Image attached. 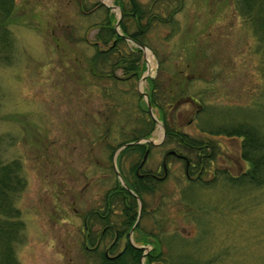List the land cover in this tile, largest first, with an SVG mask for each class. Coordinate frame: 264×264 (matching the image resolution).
I'll use <instances>...</instances> for the list:
<instances>
[{"label":"rangeland","instance_id":"374dc122","mask_svg":"<svg viewBox=\"0 0 264 264\" xmlns=\"http://www.w3.org/2000/svg\"><path fill=\"white\" fill-rule=\"evenodd\" d=\"M99 1L14 0L6 23L14 44L7 61L0 56V154L21 163L25 180L15 197L23 222L14 242L19 264H96L94 255L83 249L84 216L101 205L116 178L108 159L110 143L98 138L100 124L112 103L117 111L127 103L136 113V105L145 100L138 96V86L148 87L141 77L116 80L101 73L100 62L92 66L93 42L107 14L97 7ZM235 5V0H181L174 14L176 33L164 39L167 30L158 25L145 38L144 71L149 67V76L167 81L180 70L181 86L198 100L189 95L179 99L181 104L167 111L166 119L191 135L210 137L220 151L209 165L212 173L203 176L213 177L192 185L189 200L183 198L188 190L182 186L188 184L184 162L174 156L167 157V177L144 196L150 211L140 225L155 233L157 224H164L160 234L170 260L264 264V187L225 179V173L233 176L249 166L241 157V139L205 133L193 120L203 102L213 109L206 118L215 125L234 120L233 110L247 108L263 90L258 36ZM111 12L119 15L116 8ZM120 46L130 50L132 43ZM160 58L165 70L158 69ZM114 73L122 76L120 69ZM115 113L108 117L113 125L134 117ZM162 129L155 123L151 138L159 140ZM110 137L116 147L118 131ZM173 147L166 141L155 145L147 166L161 165ZM115 164L120 170L117 157ZM164 193L171 194L161 198Z\"/></svg>","mask_w":264,"mask_h":264},{"label":"trees","instance_id":"16d2710c","mask_svg":"<svg viewBox=\"0 0 264 264\" xmlns=\"http://www.w3.org/2000/svg\"><path fill=\"white\" fill-rule=\"evenodd\" d=\"M113 2L122 10V16L119 20V28L122 34L128 35L145 46H148L145 41L147 32L149 30V35L152 34L153 32L151 31H153L155 26L160 25L166 28L167 31L164 33V39H168L178 30L174 14L179 10L178 7L181 6V0H113ZM79 4L82 3L79 1ZM235 4L242 16L251 23L253 31L258 36L257 50L262 55L261 60L264 62V0H235ZM13 7L14 0H0V56L3 58V61L9 59L11 48L14 44L13 37L6 26L7 21L13 13ZM97 7H102L107 14L100 23L96 41L93 42L94 46L97 47V51L95 56L91 59L92 66H95L97 61L100 62L98 66L101 69V73H104L106 77L112 75L116 80H121V78L115 76V69H122L124 73L122 75H128L129 73L132 77L139 78L145 69L142 49L134 44L130 50H125L123 47L121 48L120 45L124 41L126 43L129 41L125 39L123 35L117 33L115 29L117 18L114 17L112 12L109 13L110 8L104 6L100 1L97 3ZM149 48L158 55V52L153 49L150 43ZM165 58L166 57H164V59ZM164 59H159V70L166 69ZM261 71L264 78V64L262 65ZM180 75V70L174 73L172 72L170 76L167 77V81H159L155 79V77L149 76V88L145 89L148 91L151 106L159 110L157 117L163 122L165 127L164 141L173 144L174 148L179 152H181V150L190 153L195 151L206 155L207 153L211 154V151L217 153L219 152L217 150L219 146L214 140L208 139V137L191 135L176 128L170 120L166 119L167 111H170V109L176 110L181 104L179 99L181 100L183 97L189 95L192 100L195 102L198 101L193 95L186 92V86H181V79H177ZM125 79L122 78V81H125ZM262 88L263 90L261 89L260 98L255 99L253 103L249 105L250 107L236 108L233 110L236 113L235 115L233 114L234 120L228 121L227 119L223 123L215 125V123L210 121L211 119L206 118L209 115L212 116V112H214L212 108H209V106L203 102L199 104L200 108L198 107L199 109L197 110L196 119L201 131L209 134L240 137L241 157L243 160L249 162V166L233 176H228L225 173V179L229 178L237 185L245 184L246 186L255 185L256 187H264V82ZM138 96L141 98L143 95L138 93ZM142 102L136 105V113L134 108L127 106V103H124L126 106H122L123 111H117L113 103L109 105L107 109L108 114L105 116L103 124H100L101 132L98 134V138L100 137L101 141L103 140L105 143H110V146H108L110 149L108 152L110 167L112 166L113 152L120 144L135 140L142 136H150L154 129L156 122L149 114L145 100ZM165 102H168L166 112L164 110ZM127 107H129V109ZM105 113L106 112H103V115ZM112 113L134 117H130V119L125 117L127 119L126 122H119L113 125L111 121L108 120L109 115ZM168 114L170 115V112H168ZM115 131H118L120 135V139L116 142V147H114V143L112 144L109 141L111 138L110 136ZM141 147V144L128 145L121 151V154L129 149L138 150ZM213 154L207 157L205 156L206 161H198L199 165H203L202 171L196 166L195 170L191 172L190 169L192 167H190L187 168L189 174L197 175L199 172L207 171H210L211 174L212 171L207 166L211 164L210 161ZM20 171L21 163L18 160H5L3 155L0 154V264H19L14 255V242L18 237V231L23 223L20 217V209L15 205V197L25 186V180L23 176L20 175ZM184 174L185 178L188 180V184L182 186H184V188L187 186L188 190L185 191L183 189V198L189 200V196L193 195L195 192V188L192 185L198 184V179L200 180L201 177L199 176H201V174L189 178L186 176L185 164ZM133 179L134 182L130 181L132 184L129 183L130 187L142 196L147 190L145 188L146 186L137 183V179H135L134 176ZM159 184L160 182L154 181V184L149 187V195H152L158 189ZM167 194L171 193H164L160 196L164 198ZM104 196V210L102 212L106 211L109 213L106 217V222L115 221L112 211L114 207H110L114 204L113 201L115 196L120 197L122 202L124 201L123 205L127 204V207H124L125 211L132 213L136 212L137 202L135 195L121 184L117 176L114 182L104 192ZM100 207L101 206H97L93 208L89 213V217H91L95 223L105 220L100 219L99 222H97L99 219L98 211L101 210ZM108 217H111V219H108ZM157 229L159 230L158 232H149V245L151 248L145 255V264H209L206 261L204 262L199 258L193 257L183 260L171 257L172 260H170L169 256H166L164 253L163 243L166 241H164L163 234H160L166 227L164 224H157ZM108 236L109 235L103 236L97 233H93L89 236L85 235L83 249L94 255L96 264H141L140 258L142 248L135 247L130 243H128L127 247L118 255L114 257L107 256L105 248L99 247L97 241L100 238L103 239L104 237L105 239V237ZM111 237H114V235H111ZM121 237H123V235H119V238ZM135 239L140 243L146 242L147 235H135ZM87 245H89L90 248H87Z\"/></svg>","mask_w":264,"mask_h":264},{"label":"flooded vegetation","instance_id":"af4514ba","mask_svg":"<svg viewBox=\"0 0 264 264\" xmlns=\"http://www.w3.org/2000/svg\"><path fill=\"white\" fill-rule=\"evenodd\" d=\"M120 71H121V74H124L122 69H120ZM127 76H130V77H127ZM120 78L121 79L126 78L125 80H128V79H131L132 76L129 75V73H128V75L127 74L122 75ZM145 80L148 82L147 88H149V73L146 75ZM147 94H148V91H147ZM148 97H149V94H148ZM189 98H191V97H189ZM193 102H195V101H193ZM198 107L200 108V105H198ZM199 108H197L196 112H194V114H193V120L194 121L196 119L197 110ZM149 137H151V136H149V135L148 136H142V137L137 138V139L149 138ZM137 139H135V140H137ZM164 139H165V137L163 138L162 142H164ZM208 139H211V138L208 137ZM131 141H134V140H131ZM122 144H120V145H122ZM133 144H141L142 147L138 150L137 149H129L126 152L121 154V151L124 148H126V146L133 145ZM128 145L121 148L116 155L117 163H118V166L120 168V170L118 168H117V170L120 172V174H121L123 180L125 181L127 187L124 186L123 183L120 181L121 184L129 192H130L129 189H131L133 191V193L132 192L131 193L133 195H135V197H136V202H137L136 212L132 213L129 211H125L124 207H127L126 206L127 204L123 205L124 201L122 202L120 197L115 196L114 201H113L114 204L110 206V207H114V209H112V211L114 213L115 221L106 222V217L109 213L106 211L102 212L104 210L103 199L105 198V196L102 195V197L100 199V204H101L100 209L101 210L98 211L99 214L97 213L99 215V217H98L99 219L97 222H99L100 219H105V220H103V222L95 223L94 220L91 219V217H89V213L93 208L90 209L86 213V215L84 216V226L86 228L85 235L89 236L93 233L94 234H96V233L101 234L103 236L109 235L108 237H105V239H104V237H103V239L102 238L98 239L97 245H99V247L105 245V247H104L105 253L107 256H110V257H114V256L118 255L119 253H121L127 247L128 243L134 245L135 247L142 248L140 263L145 264L144 263L145 255L149 252V249L151 248V246L149 245V230L146 231L145 227H142L140 225V218L145 213H147L149 215V208L146 207V198L144 196L149 195V187H151L154 184L155 180L157 182H163L164 179L167 177L168 172H169L168 166H167V157L168 156H174V157L178 158V160L179 159L182 160L184 162V164L186 165V176H188L189 178L193 177V176H199V174H201V176H199V177H201L200 180L198 179V181L200 182V181L211 180L212 175L209 178L203 177L204 175L209 176L210 171L199 172V174L197 173V175L196 174L191 175L187 171V168L192 167L190 169V171L192 172L195 170L196 166H198L199 169L202 171L203 165L202 166L199 165V162H201L202 160L206 161V157L213 154L214 152L211 151V154L207 153V155L203 154V153L195 152V151L193 153H190V152L185 151V150H181V152H179L178 150H176L173 147V148H169L166 150V152L164 153V157H163L161 165H156V168H152V167L149 168L147 165H148V161L150 159L152 149L154 148L155 144H153L149 141H142V142L131 143ZM157 145H159V144H157ZM182 151H184V152H182ZM219 152L214 153L212 155V159H211L210 163L213 162L214 158L217 156V154ZM207 167L209 168V166H207ZM202 174H203V176H202ZM133 176L135 177V179H137V183H139L143 186H146L145 188L147 190L143 193L142 196H140L133 188L130 187L129 183H131L132 181L134 182ZM126 179H128V180H126ZM137 197H139L140 202L138 201ZM122 207H123V209H122ZM108 219H111V217H108ZM131 219H133V220H131ZM92 225H94L95 227ZM126 234H127V236H126ZM133 234H134V236H132ZM139 234H146L147 235V241L142 242V243L136 241L135 235H139ZM111 235H114V237H111ZM119 235H123V237L119 238ZM107 240L109 242H106ZM91 247H93V246H91ZM87 248H90L89 245H87ZM94 260L96 261V259H94Z\"/></svg>","mask_w":264,"mask_h":264},{"label":"water","instance_id":"95a60500","mask_svg":"<svg viewBox=\"0 0 264 264\" xmlns=\"http://www.w3.org/2000/svg\"><path fill=\"white\" fill-rule=\"evenodd\" d=\"M100 1H101L104 5H106V6H109V7H112V8H116V9H118V10H119V15H118L117 17H118V20H119V18L121 17V13H122V12H121V9L119 8V6L116 5V4H114V3H112V2H111V3H108V2H105L104 0H100ZM118 20H117L116 23H115V29H116V31H117V33H118L119 35H123L122 32H121V31L119 30V28H118ZM123 36H124L125 39L131 41V42L134 43L135 45H138V46L142 49L143 54H144V55L146 54L147 47H146L144 44H141L140 42L134 40L133 38L129 37L128 35H123ZM148 71H149V67H147V70L142 74L141 79H145L146 75L148 74ZM138 90H139L141 93L144 94V96H145V100H146V104H147V108H148V111H149V113L151 114L152 118H153L157 123H159V124L163 127V129H162V137H161L159 140H157V141H155L154 139H152L151 137H149V138H141V139H137V140H134V141H130V142H125V143H123L122 145H120V146L114 151V154H113V165H114V167H115V156H116V154L118 153V151H119L121 148H123L124 146H126V145H128V144H131V143L142 142V141H149V142H151V143H153V144H157V143H160V142L163 140V137H164V134H165V129H164L163 123H162L161 120H159V119L156 117L155 113L153 112V110H152V106H151V103H150V101H149V99H148L147 92H146L144 89H142V87H141L140 84H139V86H138ZM115 170H116V172H117V175H118L119 180L123 183L124 186L127 187L125 181L123 180V178H122L120 172L117 170L116 167H115ZM128 189H129V188H128ZM129 190H130V192L133 193V191H132L131 189H129ZM134 194H135V193H134ZM136 196H137V195H136ZM137 199H138V201L140 202L139 197H137Z\"/></svg>","mask_w":264,"mask_h":264},{"label":"bare ground","instance_id":"6f19581e","mask_svg":"<svg viewBox=\"0 0 264 264\" xmlns=\"http://www.w3.org/2000/svg\"><path fill=\"white\" fill-rule=\"evenodd\" d=\"M147 54H148V56H149V52H148Z\"/></svg>","mask_w":264,"mask_h":264}]
</instances>
